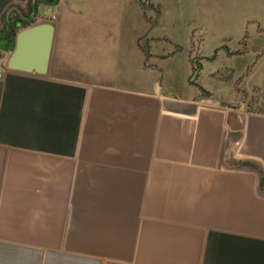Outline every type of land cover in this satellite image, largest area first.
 Instances as JSON below:
<instances>
[{"label":"crops","instance_id":"crops-1","mask_svg":"<svg viewBox=\"0 0 264 264\" xmlns=\"http://www.w3.org/2000/svg\"><path fill=\"white\" fill-rule=\"evenodd\" d=\"M79 1L36 75L0 0V264H264V0Z\"/></svg>","mask_w":264,"mask_h":264},{"label":"water","instance_id":"water-1","mask_svg":"<svg viewBox=\"0 0 264 264\" xmlns=\"http://www.w3.org/2000/svg\"><path fill=\"white\" fill-rule=\"evenodd\" d=\"M34 14L33 10L30 16ZM18 25L20 28L13 36V47L4 60V68L25 74L45 75L53 48L54 23L45 19L26 26H21V23Z\"/></svg>","mask_w":264,"mask_h":264},{"label":"rangeland","instance_id":"rangeland-1","mask_svg":"<svg viewBox=\"0 0 264 264\" xmlns=\"http://www.w3.org/2000/svg\"><path fill=\"white\" fill-rule=\"evenodd\" d=\"M33 4L36 7V12L33 15L34 22L42 21L45 19L51 20V16L53 15V12L55 9L54 4H52L51 2H48L45 4L41 2L40 0H34ZM29 6H30V3L28 2L26 5L27 11L30 10ZM124 6L126 7L128 6V2L124 0H80L78 2V9L82 12L81 14H84L86 12L92 13L97 10L99 11L102 10L104 12L112 13V12L122 11L124 9L123 8ZM78 20L80 19L78 18L76 21ZM87 25L90 26L93 24L89 22L87 23ZM227 44L229 47L235 48L234 42H228ZM219 50H220V54L217 55L218 59H229V56H227L229 55L228 49H227V52L224 49H219ZM204 52H212L211 49H207V44L205 45ZM225 67H226V70L224 73H220V77H221V81H224L223 83L225 85H228V71H227V66ZM115 70L117 71V68H115L114 71ZM209 89L211 90L210 86H209Z\"/></svg>","mask_w":264,"mask_h":264},{"label":"trees","instance_id":"trees-1","mask_svg":"<svg viewBox=\"0 0 264 264\" xmlns=\"http://www.w3.org/2000/svg\"><path fill=\"white\" fill-rule=\"evenodd\" d=\"M47 3L48 2H54L55 0H45ZM35 11L36 12V9H35V7L32 9V11ZM33 17L34 16H29V18L27 17V19L26 20H20V22L19 23H21V26H26V25H28V24H30V23H32V22H34V19H33ZM19 26H12V28L10 29V31H9V33H8V36H10L11 37V41H13V36H14V34H15V32H16V30H17V28H18ZM13 43V42H12ZM10 46H12V44H10Z\"/></svg>","mask_w":264,"mask_h":264},{"label":"flooded vegetation","instance_id":"flooded-vegetation-1","mask_svg":"<svg viewBox=\"0 0 264 264\" xmlns=\"http://www.w3.org/2000/svg\"><path fill=\"white\" fill-rule=\"evenodd\" d=\"M42 1V0H41Z\"/></svg>","mask_w":264,"mask_h":264}]
</instances>
